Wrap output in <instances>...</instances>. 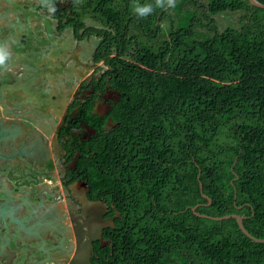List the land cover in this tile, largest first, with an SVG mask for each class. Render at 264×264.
Returning <instances> with one entry per match:
<instances>
[{
  "label": "trees",
  "instance_id": "1",
  "mask_svg": "<svg viewBox=\"0 0 264 264\" xmlns=\"http://www.w3.org/2000/svg\"><path fill=\"white\" fill-rule=\"evenodd\" d=\"M134 2L70 0L60 14L61 30L100 38L94 60L106 70L96 89L120 92L104 116L94 97L80 107L96 128L82 144L80 176L118 213L105 260L264 264V241L236 217L196 212L242 214L264 237V7L176 0L139 18ZM226 11L240 12L241 24L221 29L216 15Z\"/></svg>",
  "mask_w": 264,
  "mask_h": 264
},
{
  "label": "flooded vegetation",
  "instance_id": "2",
  "mask_svg": "<svg viewBox=\"0 0 264 264\" xmlns=\"http://www.w3.org/2000/svg\"><path fill=\"white\" fill-rule=\"evenodd\" d=\"M69 3L70 0H0L1 21L5 20L6 10H13L9 14L12 20L18 17L21 21V17L26 16L30 18L32 28L38 29V36L34 35L35 32L33 34L38 44L32 45L50 50L49 59L40 62L44 65L41 74L49 77L45 84L51 83V92L58 93L55 99L53 93L45 98L38 109L22 99V92L23 96L19 93L18 98L7 96L9 93L2 98L0 93V126L18 125L27 130L24 134L16 133L15 142L5 144L4 140H0V206L7 205L10 208L21 204L22 208L15 212L17 218L23 220L25 225L32 224L33 218H37L45 226L43 238L31 237L30 246L24 252L14 253L12 257L2 253L0 264H108L105 260L110 242L106 236L107 228L116 225L118 213L110 215L111 206L104 198L92 197L88 181L80 176L78 159L81 157L82 144H86L96 133V128L80 115V107L94 97V113L104 116L120 98V92L110 87L103 91L96 89V83L106 70L104 61L94 60L97 46L93 49L91 64L76 67L72 62L78 60L72 40L82 41L93 35L80 39L72 26L62 30L59 28L60 14L69 11L66 9ZM50 7H54V11H49ZM90 19L86 18L89 26L92 25ZM23 20L26 22V18ZM20 35L8 43L13 60L27 58V54H30L29 50L24 51L27 54L21 52L26 43ZM62 37L66 42L61 40ZM19 52L22 53L21 57L17 56ZM89 66L90 70L93 69L88 73ZM21 67L34 70L28 64H21ZM31 73H25L24 78ZM54 74L60 79L56 81ZM70 83L76 84V88L71 87ZM72 90V97L67 101V94ZM62 91H66V96ZM113 124L109 119L106 126L111 127ZM35 138L40 140L42 147L36 157L28 159L17 154L22 146L27 143L30 145L29 140ZM6 155L12 158L6 159ZM2 188L6 193L1 192ZM42 215L45 216L43 220ZM93 216L100 224L113 220L115 225L103 226V231L96 233L92 247L88 244L87 248L84 244L91 232ZM14 234L18 235L19 232ZM42 246L43 251H39ZM5 248L7 254L20 250L13 240Z\"/></svg>",
  "mask_w": 264,
  "mask_h": 264
},
{
  "label": "water",
  "instance_id": "3",
  "mask_svg": "<svg viewBox=\"0 0 264 264\" xmlns=\"http://www.w3.org/2000/svg\"><path fill=\"white\" fill-rule=\"evenodd\" d=\"M252 4L264 7V2L261 0H250ZM10 6V5H9ZM7 15H5V20H0V43H10L11 40H13L14 37L19 36L21 34L20 38L21 40L26 43L24 48L22 49V53L27 54L24 51H28L30 54H27V58H22L21 60H13V58L9 61L8 65L0 69V93L2 98L5 97L7 93V96H11L12 98H18L20 97L19 93H23L24 99L27 103L32 104L35 108H40L42 102L45 98L50 97V95L53 93V98L55 99L58 97L57 92H51L52 86H50V82L46 83L47 75L43 76L41 74V70H43V66L40 64V62L47 61L50 57V50L47 48H38L35 47L34 44H38L36 41H34V35L38 36L39 31L36 29V27L32 28L31 20L30 18H27L26 16L21 17V21L18 17H16L15 20H12L11 17H9V14L14 12L13 10H6ZM24 18H26V22H24ZM24 22V23H23ZM34 30V31H33ZM35 32V34H34ZM34 34V35H33ZM35 47V48H34ZM33 48V49H31ZM21 52L18 53V57H21ZM48 63V62H47ZM45 64L47 66L48 64ZM20 64V65H18ZM21 64H28V66H31L34 68V70L30 69H23L21 67ZM58 72L57 70H55ZM31 73L26 78H24L25 73ZM22 73H24L22 75ZM55 80H59V76L57 74H54ZM53 77V78H54ZM51 78V77H50ZM52 78V79H53ZM22 95V94H21ZM22 95V96H23ZM40 105V106H39ZM25 130V131H24ZM26 129L22 126H0V140H4L5 144L7 142H15L16 137L14 136L16 133H26ZM42 140V139H41ZM30 145L28 143L24 146H22L18 151L17 154L24 157V158H32L36 157L37 154L40 153L39 148L41 149V145L39 144V139L35 138V140H29ZM1 145V141H0ZM19 152V153H18ZM12 158L10 155H6V159ZM16 178V177H15ZM1 186H3L1 184ZM4 187V186H3ZM201 187L203 188V183L201 184ZM1 192L6 193V191L2 188ZM207 196V195H206ZM15 198V197H14ZM88 201V198H87ZM89 202V201H88ZM199 204H196L193 209L196 211L197 206ZM7 205L0 206V228L2 229L0 232V258H2L3 254L9 255V257L13 256L14 253H21L24 252L30 245L31 237L34 238V236H38V238H43L42 231L44 230V224L43 221H40L37 218H33L34 222L32 221V224L25 225L23 220L16 217V213L18 210H20L21 204L19 206H12V207H6ZM32 208V207H31ZM198 214L203 216H208L215 219H224L231 216H234L237 218L238 223L242 230L249 235L251 238L255 239L256 241H264V237L256 236L254 235L245 225L244 223V215L233 212L228 213L225 215H211L207 213H201L196 211ZM32 215V214H31ZM93 215V214H92ZM45 216L42 215L41 219L43 220ZM99 219V218H98ZM41 223V224H40ZM41 225V226H40ZM105 225H115L113 220H108L103 224H100V222H97L94 219V216L92 218V225H91V232L89 234V238L86 240V243L84 246L87 248L92 247L91 243L93 242L94 238L97 237V234L99 232L103 231V226ZM16 231L19 232V234H14ZM58 233H60L58 231ZM97 233V234H96ZM16 241V244L18 248H20L19 252L14 250V252H11L7 254V251L5 248L6 244L10 243L11 241ZM80 243V242H79ZM89 244V245H88ZM44 246L39 248V251H43ZM3 253V254H2ZM11 259V258H10Z\"/></svg>",
  "mask_w": 264,
  "mask_h": 264
},
{
  "label": "rangeland",
  "instance_id": "4",
  "mask_svg": "<svg viewBox=\"0 0 264 264\" xmlns=\"http://www.w3.org/2000/svg\"><path fill=\"white\" fill-rule=\"evenodd\" d=\"M216 19H217V23L219 24L221 29L227 27L228 25L239 26L241 24V13L240 12L226 11V12L217 14ZM89 22H90V24L96 25V26L102 25L98 21H95L92 19H90ZM58 36L59 35L56 34V37H58ZM61 40H64L66 42V40L63 39V37L61 38ZM99 41H100V38L96 35H93L91 38L85 39L83 42L78 41L77 39L72 40V48H75V50H76L78 46L80 47V49L83 46L86 49L85 52L87 55L86 56L87 58L83 57L84 63H82V61L79 62L77 60H76V62H74L76 64V67H79L81 65L91 64V56H93V51H94L93 49L95 48V46H97ZM77 51H79V50H77ZM85 62H87V63H85ZM81 68H84V67H81ZM89 68H90V66L88 67V71H87L88 73L91 72L93 69V68H91V70H90ZM98 72H101V70H98ZM70 85H72V84L70 83ZM71 87L76 88V84L72 85Z\"/></svg>",
  "mask_w": 264,
  "mask_h": 264
},
{
  "label": "clouds",
  "instance_id": "5",
  "mask_svg": "<svg viewBox=\"0 0 264 264\" xmlns=\"http://www.w3.org/2000/svg\"><path fill=\"white\" fill-rule=\"evenodd\" d=\"M177 6L176 0H153L150 3H140L139 0L131 5V11L139 18H145L151 15L156 9H174ZM49 11H54L50 7ZM12 59V50L7 43H0V69L5 68Z\"/></svg>",
  "mask_w": 264,
  "mask_h": 264
},
{
  "label": "crops",
  "instance_id": "6",
  "mask_svg": "<svg viewBox=\"0 0 264 264\" xmlns=\"http://www.w3.org/2000/svg\"><path fill=\"white\" fill-rule=\"evenodd\" d=\"M85 39H83L82 40V42L84 41ZM98 45V44H97ZM96 47V46H95ZM77 50H79V51H77ZM86 49L82 46V48L81 49H76V55L78 56V60L77 61H79V62H81V61H84L83 60V57H86L87 55H86ZM82 54V55H81ZM87 58V57H86ZM73 63H74V61H73ZM63 93H64V96H66V91H62ZM74 91L72 90V91H70L68 94H67V101H70V99H71V97H72V93H73ZM44 102V101H43ZM49 102H50V100H49ZM40 135H41V133H40ZM42 136V135H41Z\"/></svg>",
  "mask_w": 264,
  "mask_h": 264
}]
</instances>
